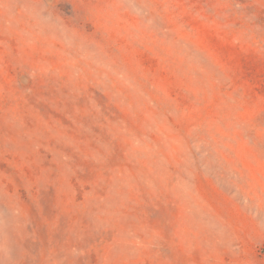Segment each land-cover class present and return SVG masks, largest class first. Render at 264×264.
Segmentation results:
<instances>
[{
    "label": "rangeland",
    "instance_id": "1",
    "mask_svg": "<svg viewBox=\"0 0 264 264\" xmlns=\"http://www.w3.org/2000/svg\"><path fill=\"white\" fill-rule=\"evenodd\" d=\"M0 264H264V0H0Z\"/></svg>",
    "mask_w": 264,
    "mask_h": 264
}]
</instances>
